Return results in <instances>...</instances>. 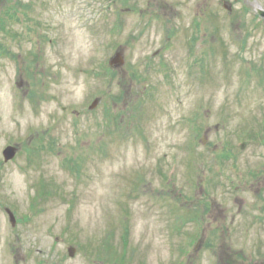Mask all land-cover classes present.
<instances>
[{"label": "rangeland", "instance_id": "rangeland-1", "mask_svg": "<svg viewBox=\"0 0 264 264\" xmlns=\"http://www.w3.org/2000/svg\"><path fill=\"white\" fill-rule=\"evenodd\" d=\"M257 10L0 0V264H264Z\"/></svg>", "mask_w": 264, "mask_h": 264}, {"label": "water", "instance_id": "water-1", "mask_svg": "<svg viewBox=\"0 0 264 264\" xmlns=\"http://www.w3.org/2000/svg\"><path fill=\"white\" fill-rule=\"evenodd\" d=\"M261 15H263L262 13H260ZM112 63L114 64H120L121 63V58L119 55H117V57L115 58V60L112 61ZM94 104V103H93ZM14 156V150L12 148H7V150L4 152V160L8 161L10 159H12ZM73 251L70 250V255H72Z\"/></svg>", "mask_w": 264, "mask_h": 264}, {"label": "bare ground", "instance_id": "bare-ground-1", "mask_svg": "<svg viewBox=\"0 0 264 264\" xmlns=\"http://www.w3.org/2000/svg\"><path fill=\"white\" fill-rule=\"evenodd\" d=\"M191 256V255H190Z\"/></svg>", "mask_w": 264, "mask_h": 264}]
</instances>
